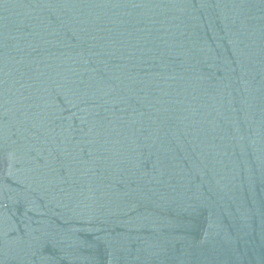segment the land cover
<instances>
[{
    "label": "water",
    "instance_id": "1",
    "mask_svg": "<svg viewBox=\"0 0 264 264\" xmlns=\"http://www.w3.org/2000/svg\"><path fill=\"white\" fill-rule=\"evenodd\" d=\"M0 264H264V0H0Z\"/></svg>",
    "mask_w": 264,
    "mask_h": 264
}]
</instances>
